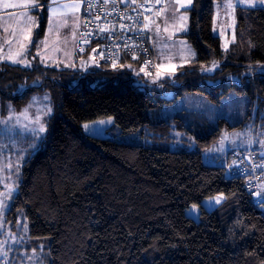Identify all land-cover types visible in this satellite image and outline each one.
I'll return each instance as SVG.
<instances>
[{
    "label": "trees",
    "instance_id": "16d2710c",
    "mask_svg": "<svg viewBox=\"0 0 264 264\" xmlns=\"http://www.w3.org/2000/svg\"><path fill=\"white\" fill-rule=\"evenodd\" d=\"M215 1L194 0L188 10L185 36L196 58L174 77L178 85L142 80L134 75L140 65L127 60L115 68L100 60V67L87 71L39 60L31 67L0 61L3 111L8 105L21 111L37 93H47L53 109L43 146L24 163L9 211L10 217L23 212L32 248L48 243L50 264H264V197L255 204L244 178L228 177L225 166L203 161V151L229 123L220 119L210 133L195 136L194 150L166 146L171 132L185 126L180 116L163 118L161 109L170 102L163 86L177 90L176 96L199 91L216 100L225 89L207 90L199 65L226 58L213 79L264 68V8H236L235 40L224 53L213 33ZM38 2L40 39L48 0ZM244 80L231 86L257 100L255 123L264 121V72ZM106 117L113 118V133H139L151 143L83 130V123ZM217 195L224 200L208 210L202 202ZM192 205L200 206L198 219L186 214Z\"/></svg>",
    "mask_w": 264,
    "mask_h": 264
},
{
    "label": "rangeland",
    "instance_id": "374dc122",
    "mask_svg": "<svg viewBox=\"0 0 264 264\" xmlns=\"http://www.w3.org/2000/svg\"><path fill=\"white\" fill-rule=\"evenodd\" d=\"M11 2L13 1L0 0V13L4 11L2 15L0 14V61L12 63L7 57L18 58L17 54L24 51L21 47L23 45L26 46L24 56L31 66L37 64L39 60V63L43 65L78 71L100 67L101 61L97 57L93 55L78 57L75 48L81 23V6L78 10L60 8L53 20L52 32L48 31L49 19L52 16L49 6L76 3L81 5V0H56V4L48 0L46 4L47 26L44 36L40 39L36 38L35 34L41 26L40 20L43 15L41 7L31 11L28 8H22L30 5L29 0H16L15 4ZM228 3L229 0L214 2L213 33L220 37L224 53L230 49L235 40L236 8H253L247 4H240L239 0H231L235 7L229 9L225 7ZM5 4L9 6L5 7ZM192 5L188 8H181L177 0H174L169 5L170 9H165L162 14L147 17L158 71L153 76H148L145 70L141 71V68L136 65L134 75L142 74L144 78L142 80L149 82L158 83L167 79L171 84H179L174 81V77L181 73L183 68L191 66L196 58L195 51L185 36L190 29L188 10ZM18 7L19 10L16 13L11 11ZM254 8H264V5H257ZM182 14L187 15L186 21L179 19ZM73 16L79 17L75 24ZM29 17L32 20H29ZM64 19H67L68 26L59 27L56 22ZM157 26H159V31H157ZM73 27H75V35H73ZM182 27L186 30H181ZM46 37L47 45H40L39 42L45 40ZM6 40L10 43H6ZM34 43L35 49L32 51ZM38 48L41 56L44 57L43 61L41 56L36 55ZM224 63H226V58L199 65L200 74L205 76L204 80L208 84L207 90L213 86H220L214 91L215 93L225 89L226 93L216 100L199 91L184 92L176 96L177 90L167 86L162 87V96L170 100L161 109L163 118L180 116L181 123L185 126V129L181 131L174 129L171 132V139L166 146L171 150H194L195 136L210 133L217 127L220 119H225L230 126L241 124L230 129L229 125L224 123L221 137L203 151V161L208 165L225 166L227 173L228 169L234 165L235 154H256L261 167L260 187L264 197V121L259 120L255 123V113L259 106L257 100L251 99L247 93L237 91L234 86H231H243L246 82L245 76L264 72V68L250 69L240 76L231 75L225 79L209 77ZM18 65L25 67L23 64ZM49 109L51 112L48 111ZM25 110H27L26 113ZM52 114L53 109L47 93L33 94L21 111H16L9 105L3 111L0 104V264H50L48 243H41L38 247L32 248L28 235L29 225L23 212L16 211L15 217H10L9 211L22 181L24 163L31 154L42 148ZM261 116L264 118V111ZM113 123V118L106 117L83 123L82 127L88 135L112 138L125 143L143 145L151 143L149 137L139 133H113L110 131ZM85 124L89 126L87 129L84 127ZM41 125L45 128L44 132L39 130ZM223 200V195H217L205 199L202 204L211 210ZM186 214L193 219H198L200 206H190Z\"/></svg>",
    "mask_w": 264,
    "mask_h": 264
},
{
    "label": "built area",
    "instance_id": "2783aa9c",
    "mask_svg": "<svg viewBox=\"0 0 264 264\" xmlns=\"http://www.w3.org/2000/svg\"><path fill=\"white\" fill-rule=\"evenodd\" d=\"M166 1L160 0V3H156V0H127L124 5L121 0H115L114 4L111 0L107 4L104 0H93L96 7L89 9L86 0H81V23L75 47L77 53L89 52L110 66H113V61L116 65L122 60L134 62L139 64L148 76H153L158 71V64L149 30L144 29L143 25L147 23L145 18L149 15L161 13L160 10L165 8ZM138 4L143 7L138 8ZM128 16L133 19H127ZM89 21L91 22L88 23ZM85 23H88L87 27L84 26ZM121 24L127 27L121 29ZM97 25H114L115 28L111 32H100ZM89 32L92 33L91 36L81 35ZM234 156V165L228 169L226 175L244 178V189L255 204L260 203L263 195L260 187L261 167L257 155L253 153Z\"/></svg>",
    "mask_w": 264,
    "mask_h": 264
},
{
    "label": "snow or ice",
    "instance_id": "6c2138e0",
    "mask_svg": "<svg viewBox=\"0 0 264 264\" xmlns=\"http://www.w3.org/2000/svg\"><path fill=\"white\" fill-rule=\"evenodd\" d=\"M108 2H109V0H104V3H105V4H107ZM111 2L114 4V3H115V0H111ZM132 2H135V0H132ZM177 2L180 4V7H181V8H188L189 6L192 5L193 0H177ZM52 3H53V4H56V0H52ZM86 3H87V7H88L89 9L96 7V4L93 3V0H86ZM156 3H160V0H156ZM239 3H240V4H247L248 6L254 8V7H256L257 5H264V0H239ZM29 4H30V6H31L32 8H39V7H42V6L39 4L38 0H29ZM8 6H9V5L5 4V7H8ZM80 6H81V5H80L79 3L71 4V5H69V4L57 5V6H55V7L49 6V7H50V12L52 13V16H51L50 19H49L48 31H49L50 33L52 32L53 27H54L53 20H54V18L56 17V14H57V12L59 11L60 8H64V9H67V8H73V9H77V10H78V9L80 8ZM137 7L140 8V7H143V5L138 4ZM225 7H226V8H229V9H234L235 5H233V4L231 3V0H229V3L226 4ZM160 11L162 12V11H164V9H161ZM126 18L129 19V20H132V19H133V17H131V16H128V17H126ZM28 19H29V20H32L31 17H29ZM97 19H99V17H97ZM145 19H147V18H145ZM179 19H180L181 21H186V20H187V15L182 14V15L179 17ZM78 20H79V17H78V16H73V22H74V24H75V22L78 21ZM33 22H34V21H33ZM90 22H91V21H89L88 23H90ZM88 23H85L84 26L87 27V26H88ZM56 24H58L59 27H67V26H68V21H67V19H64L63 21H57ZM120 27H121V29H124V28H126L127 26L121 24ZM97 28L99 29L100 32H111V31H114L115 26L113 25V26H110V27H102V26H100V25H97ZM143 28H144V29H148V28H149V24H148V23H145V24L143 25ZM181 30H186V29H185L184 27H182ZM157 31H159V26H157ZM165 31H167V28H165ZM73 35H75V27H73ZM81 35H82V36H84V35L91 36L92 33H91V32H89V33H87V34L82 33ZM86 42H87V41H86ZM6 43H10V42H8V41L6 40ZM29 43H31V41H29ZM39 44H40V45H44V46H46V45H47V37L45 38V40L40 41ZM21 47H22V49H24V51H22V52H20V53L17 54V57H18V58H12V57H7V58L11 59V62H12V63L23 64L25 67H30V66H31V65H30V62L27 61L26 58H25V56H24V53L26 52V46H23V45H22ZM81 51H82V49H81ZM93 51H96V50L93 49ZM36 55H37V56H41V52H40V49H39V48H38V50H37ZM101 55H102V54H101ZM193 55H194V53H193ZM135 58H136V57L134 56L133 59H135ZM43 59H44V57L41 56V60H42V61H43ZM146 63H148V62H146ZM113 67H114V68L117 67V65L115 64V61H113ZM128 67L131 68L132 65L129 64ZM143 70H144V69L141 68V71H143ZM137 74H138V73H137ZM48 111L51 112V109H49ZM26 112H27V110H25V113H26ZM101 123H103V121H101ZM84 127L87 129L89 126H88L87 124H85ZM39 130H40V132H44V131H45L44 126L41 125V127H40ZM217 203H219V199H217Z\"/></svg>",
    "mask_w": 264,
    "mask_h": 264
},
{
    "label": "crops",
    "instance_id": "0c3cea01",
    "mask_svg": "<svg viewBox=\"0 0 264 264\" xmlns=\"http://www.w3.org/2000/svg\"><path fill=\"white\" fill-rule=\"evenodd\" d=\"M13 2H11V3H14L15 4V2H16V0H12ZM173 1L174 0H167L166 1V6H165V8H164V10L165 9H170L169 8V5L171 4V3H173ZM176 1V0H175ZM23 9H25V8H28L29 10H31V11H34L35 10V8H32L30 5L28 6V7H22ZM17 10H19V7H18V9H13V10H11L12 12H17ZM4 12V11H3ZM2 12V13H3ZM163 12V11H162ZM162 12L161 13H159V14H162ZM2 13H0L1 15H2ZM2 34V33H1Z\"/></svg>",
    "mask_w": 264,
    "mask_h": 264
},
{
    "label": "water",
    "instance_id": "95a60500",
    "mask_svg": "<svg viewBox=\"0 0 264 264\" xmlns=\"http://www.w3.org/2000/svg\"><path fill=\"white\" fill-rule=\"evenodd\" d=\"M122 4L126 5L127 4V0H121Z\"/></svg>",
    "mask_w": 264,
    "mask_h": 264
}]
</instances>
